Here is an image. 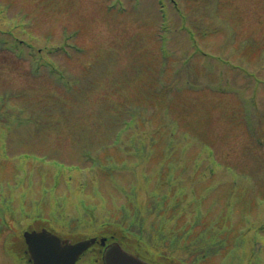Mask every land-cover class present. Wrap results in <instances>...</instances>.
I'll return each instance as SVG.
<instances>
[{"label": "rangeland", "instance_id": "1", "mask_svg": "<svg viewBox=\"0 0 264 264\" xmlns=\"http://www.w3.org/2000/svg\"><path fill=\"white\" fill-rule=\"evenodd\" d=\"M7 28L14 31L9 38L1 30ZM0 33V43L5 42L0 46V144L5 141L0 146V205L12 206L7 222L0 219V264H29L21 229L49 223L70 240L106 233L146 258L158 257L143 242L149 239L148 229L152 234L159 229L178 246L172 232L182 231V222L174 218L162 231L157 214L144 210L153 209L147 199L168 193L165 173L171 165L175 177L197 183L195 168L207 166L203 156L216 158L219 177L214 181L244 178L248 183L245 198L235 193L232 203L222 183L205 204L214 228L226 222L212 210L213 203H232V222L240 224L243 236L256 224L260 232L251 244L256 252L243 264H264V0H0ZM174 71L181 73L179 79ZM219 82L221 92L215 88ZM134 115L142 139L132 142L126 131L125 139L113 144L115 130ZM175 123L178 139L169 149ZM188 140L192 144L184 151ZM141 145L146 150L126 156L130 148L145 149ZM91 149L93 156H85ZM110 157L120 161L116 180L102 167ZM95 158L103 164L94 168ZM78 165L85 166L79 170L83 173L76 171ZM5 168L8 175L2 173ZM60 172L61 188L54 193L60 204L77 200L69 193L77 187L87 200L95 187L93 210L65 202L52 209V194L45 187ZM96 179L104 184L103 195L89 183ZM15 180L24 181L8 192L7 181ZM136 183L139 202L147 200L143 210L135 208ZM10 195L14 198L8 204ZM26 203L27 218L17 209ZM85 211L97 214L92 223L82 218L68 224L67 219L83 217ZM13 212L25 218L22 224ZM43 214L63 219L48 223L40 219ZM127 215L130 229L121 223ZM163 251V264L191 258L184 248L166 246ZM90 254L99 258V246L81 261ZM209 258L214 264L229 259L217 253ZM85 264L101 263L88 259Z\"/></svg>", "mask_w": 264, "mask_h": 264}, {"label": "trees", "instance_id": "2", "mask_svg": "<svg viewBox=\"0 0 264 264\" xmlns=\"http://www.w3.org/2000/svg\"><path fill=\"white\" fill-rule=\"evenodd\" d=\"M171 67V66H170ZM173 68H170L172 70ZM176 73L175 79H179L181 76V73L179 71H174ZM223 83L219 82L215 88L217 89L216 91L221 92ZM130 119V120H129ZM138 123V118L134 115L131 118L126 119L124 124H122L120 127H118L114 134L113 137L111 138L113 140V144L116 143H121L122 140L125 139L126 134L125 132L128 131L131 138L132 142L137 140L138 142L142 139L139 136V130H135L137 127ZM261 125H264V120H262ZM166 127V125L164 124ZM177 129H178V124H172L171 125V134L168 140V143L166 145L167 148L172 149L175 144L177 143L178 135H177ZM264 129V128H263ZM132 131L135 132L132 134ZM144 135V134H143ZM108 140L102 148H108V144L111 141ZM112 144V143H111ZM192 144L190 140L186 141L184 145V151ZM141 147H145V149H132L130 148V151L126 153H133L131 155H128V157H131L134 154H140L142 151L146 150V145H141ZM122 151V150H121ZM123 152V151H122ZM167 154H170V151L167 152ZM168 159V158H167ZM200 159L205 160V163L207 166L201 167L198 165L197 168H195L194 172L198 173L197 176H194L197 178L198 182L193 183L194 180L188 181L189 179H183L180 180L178 177H175V169L176 167L171 165L168 167L166 174V180L169 181L168 184L170 186L168 193L163 194V196L160 197L157 196L155 193L149 196L148 201L151 200L153 202L151 208H146L144 210L148 211V214L154 211L159 219L158 224H160V229L163 231V228H165L166 225L170 226V222H172L175 218V220L179 219V222H182L181 228L182 231H173L176 235V239H178V246L175 241L169 242L167 238H165V235L159 234L160 230H156L152 234V230L148 229L147 234L148 238L147 241H145L144 238H147L146 234L144 239V243H148L149 247L154 248V251L157 252L158 248L160 252H164L165 247L168 246V250H171L172 248L179 247V248H184L191 254L190 260L191 263L194 264H214L215 261H210L207 262L208 257H211V255H216L219 254L221 256L228 257V261H226V264H235V262H239V264H243L244 261L251 260L253 259V253L256 251L253 249L251 244H253L255 241V236H257L258 231L260 232V229L256 227V224L251 226V229L243 236V231L240 230V224L237 226H234L232 220H233V215L235 214V208L232 205L234 201H232L231 197L235 193H241L239 195H246L247 192L249 191V188H245L243 186L248 185V183L245 182L244 178H232L231 180L227 181H214L216 177H219V169L218 165L216 164V158L214 157H206L203 156ZM187 160V158H186ZM97 161L102 163L97 158ZM119 158L118 157H110L108 159V162L106 165H102L105 169H107L108 173H111L109 176L110 178H113L116 180L119 178V173L117 171V167L119 165ZM9 165V163H7ZM103 164V163H102ZM8 168V167H7ZM7 168L4 169L2 173L7 174ZM126 168V167H125ZM202 170V171H201ZM174 175V176H173ZM196 175V174H195ZM137 176V175H136ZM107 178V177H106ZM194 179V178H193ZM213 179V180H212ZM24 180H15V181H7L11 182L14 184V186H21ZM97 181V182H96ZM95 182H89L91 186H95L96 184L101 188L102 195L105 193L103 190L104 188L102 187L104 184L100 183V180H96ZM30 183V182H29ZM140 183V182H139ZM139 183L136 185L137 188L133 187L132 193L134 196V199L137 201V206H135L136 210L140 209L143 210L145 207V204L147 200L142 201L141 203L139 202L138 199V193H140L139 189ZM222 183L226 184L227 186V194H228V199L232 202L231 204H227L226 206L221 207L218 203H213L211 205L212 210L216 209L219 212L223 214V217L225 218V224H223L221 227H219L220 222H218V227L214 228V217L211 213L207 212V206L205 204L211 200V195L215 191L214 189L217 187H223ZM89 186V185H88ZM88 186L86 187L88 189ZM14 187V188H18ZM141 189L142 186L140 185ZM247 187V186H246ZM172 189V191H171ZM46 190L47 194H52V209H55V207H62V205L65 203H78L79 207H90L91 210L92 208V202L91 199L95 198L94 194L91 190L87 192L89 197L84 199V194L81 195V188L77 187L73 194L77 197V200L74 199V197L71 200L67 201H62V204H60L61 199H57L54 196L55 191L58 189L53 186V184L50 182L48 185L46 184ZM229 190V193H228ZM171 191V192H170ZM196 191H198V194H196ZM119 194V191H117ZM131 193V192H130ZM170 194H173L170 196ZM144 195L145 191H144ZM193 195V199H188L189 196ZM243 197L245 198L246 196ZM170 196V197H169ZM225 196V195H221ZM14 197L10 195L8 199H13ZM106 199V198H105ZM146 199V197H145ZM227 199V200H228ZM239 204L243 203V198L237 197L236 199ZM89 201V202H88ZM96 201V200H95ZM139 202V203H138ZM48 205H50V201H48ZM67 206V205H66ZM125 206V204H124ZM68 207V206H67ZM49 208V207H48ZM69 209H74L72 207H68ZM105 209H107V206H104ZM20 209H24L21 208ZM23 211V210H22ZM103 213H105V210H102ZM87 212V211H85ZM123 214V210H121ZM138 212V211H137ZM90 213H85L83 217L80 218H72L71 221L76 223L78 221H81L82 218H84V222L87 223L89 220L92 219V217L96 216H89ZM120 214V212H119ZM45 214L41 215V217H44ZM136 215H134L135 217ZM130 220L129 215H127L124 219L121 220V223L125 225L126 228L130 229L132 228L131 224L128 222ZM70 221V222H71ZM146 223V218L145 220L139 224H145ZM102 224H106V222H102ZM157 224V225H158ZM163 224V225H161ZM225 225V227H223ZM155 226V225H153ZM145 227V226H144ZM138 230L141 232V226H139ZM137 233V232H135ZM180 233V235L178 234ZM169 234V233H168ZM167 234V235H168ZM142 241V240H141ZM163 249V250H162ZM206 253V254H205ZM180 257V256H179Z\"/></svg>", "mask_w": 264, "mask_h": 264}, {"label": "water", "instance_id": "3", "mask_svg": "<svg viewBox=\"0 0 264 264\" xmlns=\"http://www.w3.org/2000/svg\"><path fill=\"white\" fill-rule=\"evenodd\" d=\"M31 256L35 264H76L80 255L97 237L66 242L56 234L43 229L25 233ZM105 243V238L101 239ZM105 264H152L127 251L119 242L111 243L104 252Z\"/></svg>", "mask_w": 264, "mask_h": 264}]
</instances>
